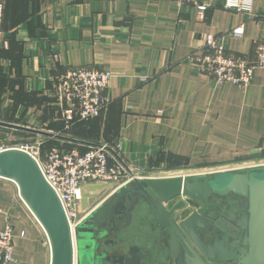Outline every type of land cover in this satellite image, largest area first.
<instances>
[{"label": "crops", "instance_id": "1", "mask_svg": "<svg viewBox=\"0 0 264 264\" xmlns=\"http://www.w3.org/2000/svg\"><path fill=\"white\" fill-rule=\"evenodd\" d=\"M200 1L207 5L203 19L194 7L166 0H0V121L8 125L0 127V137H51L80 151L85 144L69 139L106 143L123 163L147 173L253 156L264 146V68L242 89L214 83L186 58L206 34L221 35L228 50L253 57L255 40L264 38V0H253L252 16L224 8V0ZM238 25L241 38L226 34ZM73 67L113 76L105 90L107 108L66 128L55 83ZM0 208V229L6 221L14 226L11 264H49L43 229L15 184L1 178ZM113 239L137 245L141 264H167L160 230L144 202Z\"/></svg>", "mask_w": 264, "mask_h": 264}, {"label": "water", "instance_id": "2", "mask_svg": "<svg viewBox=\"0 0 264 264\" xmlns=\"http://www.w3.org/2000/svg\"><path fill=\"white\" fill-rule=\"evenodd\" d=\"M7 126L0 121V127ZM108 150L123 163L112 148ZM0 178L15 184L20 199L43 229L49 264H141L137 245L102 241L111 230L130 223L139 202L146 204L147 215L160 230L167 264H264V167L134 179L119 187L114 182L85 183L79 204L86 215L74 228L55 190L26 151L14 147L0 151ZM239 199L246 203V224L243 230L231 231L228 216L217 217L216 212H225L224 206ZM113 246L121 252H110Z\"/></svg>", "mask_w": 264, "mask_h": 264}, {"label": "built area", "instance_id": "3", "mask_svg": "<svg viewBox=\"0 0 264 264\" xmlns=\"http://www.w3.org/2000/svg\"><path fill=\"white\" fill-rule=\"evenodd\" d=\"M166 1L175 3L179 8L194 7L199 19L204 18L207 9L206 3L200 0ZM223 7L241 11L250 16L254 14L252 4L249 9L242 2L238 6H228L227 0H224ZM226 34L241 38L243 25L233 27ZM186 59L195 69L208 75L214 83L219 85L230 82L244 89L250 84L254 71L264 68V38L259 37L255 40L253 57H251L228 50L222 42L221 35L206 34L198 40V44ZM112 76L109 70L73 67L58 77L55 83V94L57 104L66 122V128L74 120L96 117L107 108L109 98L106 96L105 90ZM9 136L10 134H6V137ZM43 146L44 141L36 139L19 140L15 144L8 143L5 139L0 141V151L14 147L26 151L35 159L44 178L59 197L72 228L86 215L81 213L79 204L80 188L85 183L114 182L116 187H119L134 179L212 175L219 172L247 171L264 167V146L258 147L253 156L240 161L205 166L184 174L163 177L146 175L141 169L121 163L108 150L111 147L106 143L89 146L85 151H80L76 147L44 149ZM116 147L119 146L116 145ZM180 197L185 198L183 194ZM105 198L101 201H104ZM0 212H2L1 208ZM13 239V223L6 221L5 226L0 229V264H11L14 261Z\"/></svg>", "mask_w": 264, "mask_h": 264}, {"label": "rangeland", "instance_id": "4", "mask_svg": "<svg viewBox=\"0 0 264 264\" xmlns=\"http://www.w3.org/2000/svg\"><path fill=\"white\" fill-rule=\"evenodd\" d=\"M16 133V134H15ZM23 138L25 139H36V140H43V138H41L40 136L37 135H32V134H25V133H17V132H10V136L6 137V135H3L2 137H0V141L4 140L7 141L8 143L11 144H15L17 141L22 140ZM9 139V140H6ZM44 145L48 146H52V147H57V148H67L68 146H71V143L65 142L64 140H59V139H55V138H51V137H44ZM200 170V169H197ZM143 171V170H142ZM146 175H152V176H171V175H175V174H184L185 172H189V171H184L181 170L179 171V169H175V168H169V169H163V170H153L152 173H147L146 171H143ZM223 201H221L222 203ZM231 202V201H230ZM236 205L230 204L229 206H227V208L224 206V210L225 211V215H227L229 218L231 217H236L238 215L241 214L240 216V224L244 227L246 224V204L242 203V201L237 200V203H235ZM234 207V208H232ZM237 207V210H235ZM185 212L189 211V209L184 210Z\"/></svg>", "mask_w": 264, "mask_h": 264}, {"label": "flooded vegetation", "instance_id": "5", "mask_svg": "<svg viewBox=\"0 0 264 264\" xmlns=\"http://www.w3.org/2000/svg\"><path fill=\"white\" fill-rule=\"evenodd\" d=\"M240 201H242V203H245V200H241V199H239ZM235 203H237V200H233L232 202H231V204H233V205H236ZM246 204V203H245ZM232 208H234V207H232ZM236 209L235 210H237V207H235ZM224 212H222L221 210L220 211H217L216 212V216L218 217V216H220V217H223V218H225L224 217ZM240 216H241V214L240 215H238V216H236V217H231V218H229V217H227V218H229V221L231 222V224H232V226H231V231H233V230H243V226L240 224ZM206 220V219H205ZM205 225H208L209 226V222L207 223V221L205 222ZM117 230H111V232L107 235V237H105V238H103L102 239V241H107V242H113V241H116L115 239H113V237L115 236V232H116ZM219 233H217V235H218ZM211 238H212V240H213V235L211 236ZM223 264H236V262H231V263H223Z\"/></svg>", "mask_w": 264, "mask_h": 264}, {"label": "clouds", "instance_id": "6", "mask_svg": "<svg viewBox=\"0 0 264 264\" xmlns=\"http://www.w3.org/2000/svg\"><path fill=\"white\" fill-rule=\"evenodd\" d=\"M228 6H238L242 2L246 8L251 7L252 0H227Z\"/></svg>", "mask_w": 264, "mask_h": 264}, {"label": "trees", "instance_id": "7", "mask_svg": "<svg viewBox=\"0 0 264 264\" xmlns=\"http://www.w3.org/2000/svg\"><path fill=\"white\" fill-rule=\"evenodd\" d=\"M94 145H96V144H94ZM48 146H50V145H48ZM81 146H83V148H82L83 151H85L89 147L88 145H81ZM67 149H70V148H67ZM174 163L175 162H173L172 159H171V161L168 162V166L171 167L172 164H174Z\"/></svg>", "mask_w": 264, "mask_h": 264}]
</instances>
